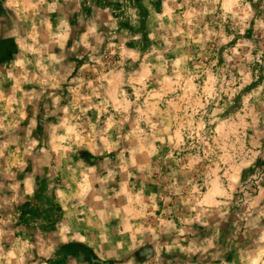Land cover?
Instances as JSON below:
<instances>
[{
  "label": "rangeland",
  "instance_id": "obj_1",
  "mask_svg": "<svg viewBox=\"0 0 264 264\" xmlns=\"http://www.w3.org/2000/svg\"><path fill=\"white\" fill-rule=\"evenodd\" d=\"M0 264H264V0H0Z\"/></svg>",
  "mask_w": 264,
  "mask_h": 264
}]
</instances>
